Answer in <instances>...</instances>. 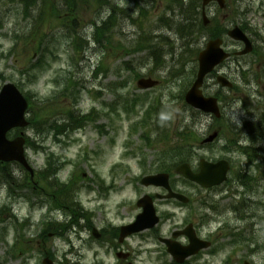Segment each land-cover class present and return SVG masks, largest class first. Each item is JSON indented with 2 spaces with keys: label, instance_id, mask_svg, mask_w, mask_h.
Here are the masks:
<instances>
[{
  "label": "rangeland",
  "instance_id": "rangeland-1",
  "mask_svg": "<svg viewBox=\"0 0 264 264\" xmlns=\"http://www.w3.org/2000/svg\"><path fill=\"white\" fill-rule=\"evenodd\" d=\"M172 1H112L113 5L119 4L120 9H118L116 26L110 32L113 34L111 44H107L104 48H88L80 52L72 48V42L75 40L80 42V38L85 39V35L93 34L92 24H101L108 18L109 5L97 8L95 0L80 1L76 6L78 28H75L78 29L79 35L69 39L68 27L64 28L62 21L54 17L57 12L62 16L67 14L68 8L64 0H38L27 10L17 0L0 2V89L5 83H22L24 91L31 93L32 101L35 103L34 109L37 111L45 101L49 100L54 112H69L73 107H78V110L84 114H88L93 109L99 115L96 121L87 124L84 129L69 133V136H61L62 141H55L52 133H47L45 130L44 132H37L36 129L24 130L26 137L33 138L35 144V148H27L29 162L37 172L35 191H32V184L29 188L24 186L25 179L22 178L16 164L3 167L2 164L0 165V264H43L44 252L52 254L56 264H102V252L99 256H95L94 252L98 250L94 251V249L98 245L91 243L90 248L85 244L90 237L81 231L82 227L84 224L97 226L122 224L133 219L138 212L134 201L136 196L134 189L139 186V181L135 178L140 174L158 172L155 164L160 167L161 162L158 158L162 152L168 153L182 137L175 136L178 129L182 130L188 125L185 131L188 132L186 142L190 153L196 151L199 156L216 159L227 156L222 149L225 145L224 136H220L211 145L198 148V141L215 130H220L227 136L226 120L222 124L221 121L215 122L204 114H196L191 107H185L182 103L183 99L179 98L191 85L198 50L191 52L192 56L186 51L182 55L183 41L177 40L173 33L169 35L164 28H159L158 20L169 8L179 11L177 1L175 4ZM182 11L180 9L179 12ZM208 13L211 17L214 16V24L217 26L231 28L236 24L244 23L243 25L248 29L255 30L250 33L257 37L255 41L258 51L262 52V58L260 59L261 56L257 53L243 57L245 61L242 62L245 70L249 68L250 63L253 66L251 73L246 77L253 87L258 88V85L254 84L258 80L264 85V0H227V7L224 10L212 6L208 9ZM187 15L188 18H194V14ZM181 17L179 13V19ZM192 21L193 19L189 24ZM152 33L158 35L166 33L173 42V48L161 66H155L146 51L131 50L139 36L145 37ZM194 40L197 46L202 41L197 33ZM53 44L56 46L53 47ZM204 44L205 42L202 41L200 47ZM234 44L236 43L229 39L228 45L234 48ZM41 46L43 50L47 48L54 50V55L48 56L49 64L43 73H39L38 80L28 83V73L25 70L43 57L39 51ZM123 47L131 51L125 54L122 51ZM235 59L237 58L228 61L223 66V70L228 71L230 79L238 87L230 94L227 89L223 88L222 91L226 98L246 99V94L250 90L243 82L242 75L239 72L237 74ZM97 67L100 69L97 70ZM23 71L27 76L21 74ZM136 72L162 79V84L150 90L151 94L148 96L146 91L137 88ZM68 76H73L71 86L65 87ZM60 80L63 82L58 85ZM75 81L80 83V90L82 88L84 90L79 94L76 93L74 98ZM208 82L214 84L212 78ZM212 87L213 90L220 88L218 85ZM206 89L209 90L210 85H207ZM121 96L129 99L142 96L141 98L146 102L137 107L138 113L128 116L120 109L117 116L110 108L112 104L121 107L119 104ZM153 102H157L159 115L153 116V121H150L147 129L139 126L137 132L132 133L131 126L137 122L136 119L142 118L144 111L149 110ZM238 104L236 103L234 107L240 111L235 113L240 114L242 110ZM251 104V107H254L253 102ZM260 104L264 110V97L260 100ZM34 114L31 113V116ZM157 116L162 118L160 124L159 119L155 121ZM38 117L42 119L39 111ZM57 119L62 118L52 116V120ZM95 125L103 126L104 132L100 133ZM154 127L159 128L160 134ZM166 129L170 137L164 141L167 135ZM144 132H150L149 135L154 140H158L153 145H146L142 137ZM14 135L15 133L12 132L9 136L11 138ZM173 136L176 138L174 143ZM126 147L129 150L128 156L124 154ZM53 151L61 159L55 158L56 162L51 163L53 169L59 170L57 175V179L61 182L59 185L54 181V177L49 178L52 173L44 170L47 154ZM237 157L241 161L245 158L241 155ZM64 160L68 165L61 168L60 162ZM195 161L194 156L192 163L195 164ZM172 164L171 161L165 166L169 168ZM175 166L171 172L175 173ZM6 173L13 176L9 180L11 186L3 177ZM175 175L173 181L176 186L193 197L195 186L182 182L183 178ZM73 176L74 178L69 182ZM62 182L67 184L62 185ZM52 184L55 186L57 184L59 188L63 186L60 194L55 190L56 187L51 188ZM65 189L70 193L63 196L62 190ZM50 197L62 205V210L49 209ZM228 202L224 200L220 202L221 207L217 205L215 222H221V218L227 219L231 216L226 209ZM180 205L182 204L176 202L168 204L162 202V205H159L162 209L161 213L167 217L166 224H185L195 221V204L182 207ZM261 211L258 207L249 210L251 215L255 212L261 215ZM250 219L252 221H247L245 224H254L257 220ZM44 221L51 223L43 224ZM68 224L71 225L69 229H62ZM166 228L163 230L165 231ZM57 231L64 235L62 237L56 235ZM134 245H139L138 240H135ZM226 252L217 257L214 263H220V258ZM105 260L107 264L112 262L110 258ZM136 260L137 264H159L155 255L149 257L145 253ZM262 262L261 259L260 263Z\"/></svg>",
  "mask_w": 264,
  "mask_h": 264
},
{
  "label": "flooded vegetation",
  "instance_id": "flooded-vegetation-1",
  "mask_svg": "<svg viewBox=\"0 0 264 264\" xmlns=\"http://www.w3.org/2000/svg\"><path fill=\"white\" fill-rule=\"evenodd\" d=\"M235 49L234 53L236 54L240 52L241 48L235 47ZM246 56L248 55L236 54L238 60L235 67L237 74L239 72L242 75L243 82L250 90L246 94L247 98L236 100L225 97L226 100H224L222 95H219L220 116L214 117L205 114L215 122L221 121L224 124L226 120L228 129L227 156L224 159L228 163V177L220 185L207 186L199 182L194 183L196 191L193 193L192 199L195 204V221L192 225L193 233L200 245L197 253L185 259L183 263H179L169 252V241L174 243L178 249H182L180 246H188L189 239L181 232L189 224H166L167 218L161 213L162 209L159 205H162V202L166 204V202L176 199L164 198L167 191L162 186L143 185L142 178L149 174H140L138 178H135L139 181V186L134 189L136 195L134 201L138 213L133 216L132 220L122 224H100L98 226L84 224L82 227V230L90 237L86 244L91 248V243H97L98 247L94 251L98 250V252H94V254L99 256L102 252L103 264H107L106 258L112 260L111 264H135L138 256L143 253L147 256L157 255L162 259L161 264H215V259L220 257L224 251L227 252L220 258L221 262L217 264H264V110L260 104V100L264 97V92H262L264 85L258 80L254 83L258 85V88H255L251 82H247L246 77L251 73L253 66L250 63L247 70L243 68L242 61L245 60L242 58ZM239 69L241 70L239 71ZM218 73L219 71L216 70L211 75L214 84L207 81V85H210L208 91H213L212 86L216 85L215 77ZM223 73L227 74V71ZM252 74L255 73L252 72ZM144 77L151 76L145 75ZM229 84L227 90L230 94L238 85L232 80ZM237 94L235 93V95ZM179 98L182 100L184 96ZM251 102L254 107H251ZM182 103H184L183 100ZM236 103H239L242 110L240 114L235 113L240 111L235 109ZM184 106L186 107L185 104ZM194 113L199 114L198 111ZM198 143V148L211 145L204 144L202 140H199ZM237 155L245 156V158L241 161ZM222 159L199 156L195 151L194 172L200 175L204 162L216 163ZM175 176V174L169 173L170 184L175 188L173 190L186 194L176 186L177 184L172 179ZM181 181L187 182L184 178ZM147 195L152 197L159 215V222L152 228L132 232L127 228L142 211L139 204L144 202V197ZM224 200L229 201L226 209L231 216L227 219L221 218V222H215L217 215L215 211L218 210V206L221 207L220 202ZM255 207L262 210L261 215L256 212L253 215L250 214L249 210L255 209ZM250 218L257 220L254 224H245L247 221H252ZM124 226H127L125 230ZM165 227L167 228L164 231ZM135 240H138V246L134 245ZM261 259L262 263H260Z\"/></svg>",
  "mask_w": 264,
  "mask_h": 264
},
{
  "label": "water",
  "instance_id": "water-1",
  "mask_svg": "<svg viewBox=\"0 0 264 264\" xmlns=\"http://www.w3.org/2000/svg\"><path fill=\"white\" fill-rule=\"evenodd\" d=\"M211 1H217L221 7H224L225 5V0H203L204 6ZM229 34L235 39L244 40L247 43V49L244 51V53L250 51L251 44L238 27L230 31ZM227 57L228 54L225 53L221 48V40L210 41L207 48L200 53L199 72L192 88L186 95V101L193 107L207 113H214L217 116L220 115L217 100L211 97H204L200 87L203 84L205 76ZM219 80L224 85H230L229 82L223 77H220ZM139 84L142 87H149L154 83L150 80H141ZM27 106L28 104L26 99L14 84H7L3 87L2 92L0 93V159L4 161H20L32 171L24 156V138L20 137L13 141H9L6 138V134L10 129L28 125V122L25 119V111ZM216 136L217 133L213 134L207 139V141H213ZM178 171L183 173L191 180L200 181L206 185L212 186L219 185L226 179L227 164L224 161H221L217 164L206 163L204 165L203 174L198 176L194 175L188 164H183L180 166ZM145 180L148 184L166 183V178L163 175L147 177ZM144 206V213L138 217L136 224H148L153 218V210L151 209L150 204H145ZM132 229L136 228L132 227Z\"/></svg>",
  "mask_w": 264,
  "mask_h": 264
},
{
  "label": "trees",
  "instance_id": "trees-1",
  "mask_svg": "<svg viewBox=\"0 0 264 264\" xmlns=\"http://www.w3.org/2000/svg\"><path fill=\"white\" fill-rule=\"evenodd\" d=\"M191 2L193 5L191 4ZM191 2H188L189 6L187 5L188 7L186 10L184 9L183 6L180 5V8L183 10L182 12H180V15L182 17H181V19L176 20V21H178V24H177V28H176L175 32H177L182 38H187L192 33H194V28L197 25L196 20H195V17L198 15L196 8L199 5L200 0H192ZM182 3H183V1L180 2V4H182ZM68 4L70 6L74 5V3L72 1H69ZM26 6H28V5L26 4ZM190 7L193 8L192 12L194 14L193 15L194 18H188L187 14L191 13L189 10ZM192 19H193V21L191 22V24H189V22ZM216 32L221 33V30H216ZM216 36H220V34H217ZM42 67H43V65L38 64V67L36 69L39 70V69H42ZM31 71H32V69L26 70V72L29 73L28 74V83H34L35 82L34 80H35L36 76L34 75L33 72L30 73ZM34 107H35V103L33 102L31 104L30 108H31L32 112L35 114L31 118V126H33L34 128H36V130H38L39 129L38 125L43 124V125H45L46 129H48L49 132L50 131L53 132L54 130H58L60 128L59 126H56V123H54L53 121L50 120V118L52 116H54L55 113H54L53 109L51 108V102H49V100L45 101V104L38 108V111L42 117L41 120H40V117H38V111L35 110ZM190 134L193 135L192 132ZM180 136H182V137L178 140V142H177L178 144H177L176 148L178 151V157L182 160H185L182 155L184 154L185 158H188L187 152H185L187 149L186 140L188 137V132L184 130V131L180 132ZM167 138H169V137H167ZM61 189H63V186H60V188L57 190L59 192V194L61 193L60 192ZM64 192H66V189L62 190V193H64ZM62 195L64 196L65 194H62ZM57 204L60 205L58 202H57ZM60 206H62V205H60Z\"/></svg>",
  "mask_w": 264,
  "mask_h": 264
},
{
  "label": "bare ground",
  "instance_id": "bare-ground-1",
  "mask_svg": "<svg viewBox=\"0 0 264 264\" xmlns=\"http://www.w3.org/2000/svg\"><path fill=\"white\" fill-rule=\"evenodd\" d=\"M144 37L143 36H140L139 39L142 40Z\"/></svg>",
  "mask_w": 264,
  "mask_h": 264
}]
</instances>
